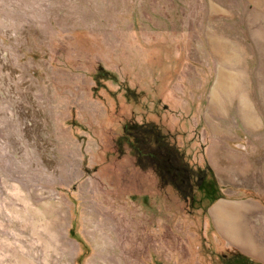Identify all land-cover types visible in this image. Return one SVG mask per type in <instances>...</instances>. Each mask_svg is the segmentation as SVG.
Listing matches in <instances>:
<instances>
[{
	"label": "rangeland",
	"instance_id": "obj_1",
	"mask_svg": "<svg viewBox=\"0 0 264 264\" xmlns=\"http://www.w3.org/2000/svg\"><path fill=\"white\" fill-rule=\"evenodd\" d=\"M209 122L239 153L219 178ZM145 123L194 200L119 144ZM227 198L264 207V0H0V264H226Z\"/></svg>",
	"mask_w": 264,
	"mask_h": 264
},
{
	"label": "crops",
	"instance_id": "obj_2",
	"mask_svg": "<svg viewBox=\"0 0 264 264\" xmlns=\"http://www.w3.org/2000/svg\"><path fill=\"white\" fill-rule=\"evenodd\" d=\"M209 130L206 157L219 178L224 175L222 169L230 168L224 163L236 161L239 153L231 148L233 133L226 125L209 122ZM240 158H244V155ZM209 215L212 227L220 238L264 264V207L260 202L238 198L220 199L210 207Z\"/></svg>",
	"mask_w": 264,
	"mask_h": 264
},
{
	"label": "trees",
	"instance_id": "obj_3",
	"mask_svg": "<svg viewBox=\"0 0 264 264\" xmlns=\"http://www.w3.org/2000/svg\"><path fill=\"white\" fill-rule=\"evenodd\" d=\"M169 134L160 124H126L123 126V133L118 139L119 144L129 145L131 153L136 155L138 162H152L158 167L162 178L168 179L183 192V195L194 200L193 187L194 182L198 187H202L205 173L200 175V169L192 170L184 165L181 160V153L174 147V144L168 140ZM206 174V178H207ZM200 178V179H199ZM211 185V181H206ZM206 194L210 201L219 197L215 188H210ZM226 264H260L241 253H234L231 258H227Z\"/></svg>",
	"mask_w": 264,
	"mask_h": 264
},
{
	"label": "flooded vegetation",
	"instance_id": "obj_4",
	"mask_svg": "<svg viewBox=\"0 0 264 264\" xmlns=\"http://www.w3.org/2000/svg\"><path fill=\"white\" fill-rule=\"evenodd\" d=\"M200 179V178H199Z\"/></svg>",
	"mask_w": 264,
	"mask_h": 264
}]
</instances>
